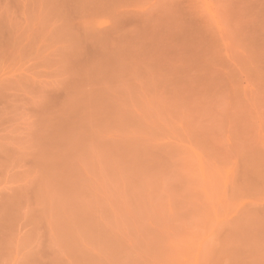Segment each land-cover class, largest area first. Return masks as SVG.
Returning a JSON list of instances; mask_svg holds the SVG:
<instances>
[{
    "label": "rangeland",
    "instance_id": "rangeland-1",
    "mask_svg": "<svg viewBox=\"0 0 264 264\" xmlns=\"http://www.w3.org/2000/svg\"><path fill=\"white\" fill-rule=\"evenodd\" d=\"M0 264H264V0H0Z\"/></svg>",
    "mask_w": 264,
    "mask_h": 264
}]
</instances>
